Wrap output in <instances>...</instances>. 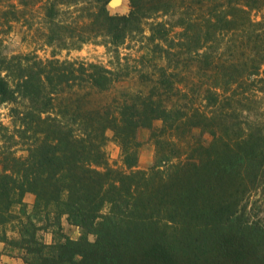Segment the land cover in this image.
<instances>
[{"label": "trees", "instance_id": "obj_1", "mask_svg": "<svg viewBox=\"0 0 264 264\" xmlns=\"http://www.w3.org/2000/svg\"><path fill=\"white\" fill-rule=\"evenodd\" d=\"M80 2L94 5L76 25L87 35L60 19L62 5ZM108 2L0 0V103L12 104L13 120L0 122V226L15 220L19 233L3 241L26 264H264L255 213L264 119L250 115L264 103V15L253 18L264 0H129L127 14H111ZM36 6L48 43L102 37L107 47L161 12L170 18L153 23L149 39L165 64L146 92L97 102L119 79L112 68L3 50V35ZM140 128L156 148L148 169H133ZM108 130L129 172L110 166ZM63 216L83 230L78 239L62 232ZM49 228L46 243L39 232Z\"/></svg>", "mask_w": 264, "mask_h": 264}, {"label": "rangeland", "instance_id": "obj_2", "mask_svg": "<svg viewBox=\"0 0 264 264\" xmlns=\"http://www.w3.org/2000/svg\"><path fill=\"white\" fill-rule=\"evenodd\" d=\"M111 1L109 0L107 5L111 14H127L130 11L129 0H120L117 4H111ZM61 8L60 19L63 22H72V29H74L75 34L85 33L87 35L88 27L76 25L87 21L88 9L93 11L94 5L89 2H80L77 5H62ZM262 15H264V7L253 11L254 19L260 20ZM27 16V18L14 22L12 29L3 35V50L9 55L30 54L44 61L49 59L71 62L86 61L100 63L112 68L117 71L119 79L114 83L110 91L97 95V102L106 103L114 98H121L123 92H146L150 87V79H153L157 73V66L165 64V59L162 58V54L155 46L159 41L153 42L149 39L152 24L170 18L164 16L161 12L151 14V17L144 21L141 32L128 36L118 46L110 45V47L103 44L104 38L102 37L82 42L80 41V36H75L67 38L66 44L63 42L50 44L47 42L48 29L44 24L43 10L36 6L33 12L28 13ZM260 102V99H258L252 103L250 115L254 119H264V103L262 106L259 104ZM11 105L9 103H0V122L10 128L13 127V120L10 116ZM155 124L161 126L160 121H156ZM150 133L147 128L138 130V139L141 146L138 164L133 169H148L155 162L156 148ZM107 134L109 139L106 150L110 166L129 172V169L123 163L121 148L118 142L113 139L112 131L108 130ZM1 139L2 136L0 135V146L3 143ZM15 148L16 146H14ZM21 153V151H18V154ZM1 171L2 166L0 164ZM256 199L259 201L255 205V213L264 222V192L257 196ZM34 201L35 195L30 192L26 193L23 198V202L26 205L25 209L31 211ZM19 208L20 206H15L13 211L18 213ZM62 232L72 239H78L82 235L83 230L79 226L70 224L67 217L63 216ZM39 235L46 243L53 241L51 228L40 231ZM4 237H7V239L19 237L17 221L14 220L0 226V263L8 264L11 261L10 258L14 257L16 264H26L22 258V250L9 242L5 243L3 241ZM89 239L94 241L95 235H89Z\"/></svg>", "mask_w": 264, "mask_h": 264}, {"label": "crops", "instance_id": "obj_3", "mask_svg": "<svg viewBox=\"0 0 264 264\" xmlns=\"http://www.w3.org/2000/svg\"><path fill=\"white\" fill-rule=\"evenodd\" d=\"M2 256H4V255H2ZM11 259V261H9L10 263H8V264H16V260H15V258L14 257H12V258H10ZM9 259V260H10ZM13 260V261H12ZM0 264H3V263H0Z\"/></svg>", "mask_w": 264, "mask_h": 264}, {"label": "water", "instance_id": "obj_4", "mask_svg": "<svg viewBox=\"0 0 264 264\" xmlns=\"http://www.w3.org/2000/svg\"><path fill=\"white\" fill-rule=\"evenodd\" d=\"M120 0H112L111 4H117Z\"/></svg>", "mask_w": 264, "mask_h": 264}]
</instances>
